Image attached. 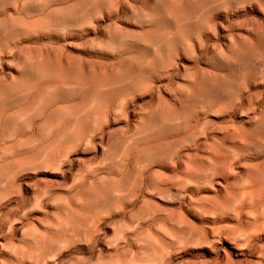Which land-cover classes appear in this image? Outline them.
I'll use <instances>...</instances> for the list:
<instances>
[{"label":"rangeland","instance_id":"rangeland-1","mask_svg":"<svg viewBox=\"0 0 264 264\" xmlns=\"http://www.w3.org/2000/svg\"><path fill=\"white\" fill-rule=\"evenodd\" d=\"M0 264H264V0H0Z\"/></svg>","mask_w":264,"mask_h":264}]
</instances>
